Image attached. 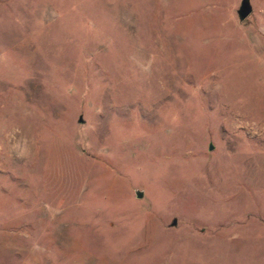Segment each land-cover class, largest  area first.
I'll return each instance as SVG.
<instances>
[{
  "label": "rangeland",
  "instance_id": "1",
  "mask_svg": "<svg viewBox=\"0 0 264 264\" xmlns=\"http://www.w3.org/2000/svg\"><path fill=\"white\" fill-rule=\"evenodd\" d=\"M239 3L0 0V264H264V0Z\"/></svg>",
  "mask_w": 264,
  "mask_h": 264
},
{
  "label": "water",
  "instance_id": "2",
  "mask_svg": "<svg viewBox=\"0 0 264 264\" xmlns=\"http://www.w3.org/2000/svg\"><path fill=\"white\" fill-rule=\"evenodd\" d=\"M251 12V7L249 4V0H240L238 9L236 11V15L239 21L244 20ZM211 145L208 146V150H211ZM135 198L140 199L142 197L141 191H135L134 192ZM172 225H174V221L172 222Z\"/></svg>",
  "mask_w": 264,
  "mask_h": 264
}]
</instances>
